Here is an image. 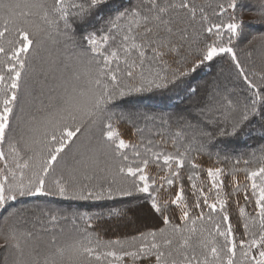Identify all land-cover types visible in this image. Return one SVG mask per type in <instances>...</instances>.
I'll use <instances>...</instances> for the list:
<instances>
[{
    "label": "snow or ice",
    "instance_id": "snow-or-ice-1",
    "mask_svg": "<svg viewBox=\"0 0 264 264\" xmlns=\"http://www.w3.org/2000/svg\"><path fill=\"white\" fill-rule=\"evenodd\" d=\"M0 264H264V0H0Z\"/></svg>",
    "mask_w": 264,
    "mask_h": 264
},
{
    "label": "trees",
    "instance_id": "trees-1",
    "mask_svg": "<svg viewBox=\"0 0 264 264\" xmlns=\"http://www.w3.org/2000/svg\"><path fill=\"white\" fill-rule=\"evenodd\" d=\"M252 3H255V0H251ZM201 77H204V79H199L198 78V82L202 85L205 82V79H207V77H205L204 73L200 74ZM146 104H150L152 107H164V105H161L158 103V101L153 100L151 102L149 101H145ZM130 134L126 133V138L129 136ZM249 143H252V141H249ZM240 151H248V149H243L241 148ZM243 178V174H241V179ZM133 210H135V206H132ZM105 235L108 237L114 236L116 234H118L117 232V225L115 223L110 224V225H105Z\"/></svg>",
    "mask_w": 264,
    "mask_h": 264
},
{
    "label": "rangeland",
    "instance_id": "rangeland-1",
    "mask_svg": "<svg viewBox=\"0 0 264 264\" xmlns=\"http://www.w3.org/2000/svg\"><path fill=\"white\" fill-rule=\"evenodd\" d=\"M245 19H247V20H255L256 17H255V15H253V13H251V12H247V13L245 14Z\"/></svg>",
    "mask_w": 264,
    "mask_h": 264
}]
</instances>
